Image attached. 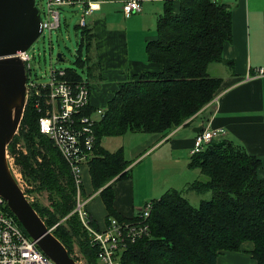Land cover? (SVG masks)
<instances>
[{"label": "trees", "instance_id": "obj_1", "mask_svg": "<svg viewBox=\"0 0 264 264\" xmlns=\"http://www.w3.org/2000/svg\"><path fill=\"white\" fill-rule=\"evenodd\" d=\"M230 16V5L220 0L164 1L155 23L156 38L145 43L146 62L158 64L160 69L119 82L94 126L96 142L87 164L106 220L134 217L126 218L115 210L112 189L115 181L130 177L127 167L131 161L125 158L122 146L110 151L102 139L126 133L165 135L196 117L222 83L220 76L209 73L208 66L215 61L231 65L223 56L226 43L232 39ZM87 25L75 26L80 28L75 64L90 62L88 79L74 68L65 69L67 79L85 80L91 94L89 78L96 76L99 64L90 52L93 32ZM83 45L87 50L84 60L80 56ZM23 109L17 133L6 150L29 184L25 192L47 193L49 206L30 201L31 206L48 228L53 227L51 232L70 255L76 243L87 264H99L96 250L74 212V177L52 141L39 132V114L30 100ZM94 109L90 104L85 112L91 114ZM260 165L261 160L243 145L228 139L212 141L202 151L191 153L187 167L199 170L204 178L193 180L185 188L209 191L210 198L193 206L182 189L169 188L151 199L149 235L129 243L121 264H217L220 253L237 252L245 241L253 244L250 254L255 264H264V178L257 173ZM82 189L80 182L84 197ZM18 226L28 235L19 222Z\"/></svg>", "mask_w": 264, "mask_h": 264}, {"label": "crops", "instance_id": "obj_2", "mask_svg": "<svg viewBox=\"0 0 264 264\" xmlns=\"http://www.w3.org/2000/svg\"><path fill=\"white\" fill-rule=\"evenodd\" d=\"M164 1L139 0L141 10L124 15L123 0H103L100 8L89 15L87 26L93 32L90 52L98 61L102 79L99 85L89 83L91 106L98 107V96L105 97L103 103L106 105L119 82L143 71L160 69V65L146 62L145 43L156 38L155 23L162 13ZM220 1L231 7L232 39L226 43L223 52L231 65L215 61L208 66L209 73L213 71L212 75L220 76L222 83L214 99L196 117L165 135L140 133L144 134L140 143L129 149L131 163L127 168H130V177L115 181L112 188L114 208L126 218L136 216L144 202L155 199L157 194L181 187L170 183L174 167L182 169V177H190L192 173H187L184 168L201 127L224 128L225 134L214 141L228 139L243 145L249 154L261 160L257 173L264 178V0ZM95 90L99 94H95ZM146 159L145 174H149L150 189L143 195L140 205L134 202L131 170L143 166ZM89 175L88 164L82 165L80 182L87 199L85 211L96 228L102 229L107 222L106 211ZM152 186L157 188L152 189ZM252 249L251 241H245L237 252L220 253L216 263L255 264L250 254Z\"/></svg>", "mask_w": 264, "mask_h": 264}, {"label": "built area", "instance_id": "obj_3", "mask_svg": "<svg viewBox=\"0 0 264 264\" xmlns=\"http://www.w3.org/2000/svg\"><path fill=\"white\" fill-rule=\"evenodd\" d=\"M101 1L103 0H45L44 8L39 9L40 35L47 33L51 37V33L60 27V7H79L81 16L78 25L84 27L88 23L89 15L100 8ZM121 9L124 15H130L139 12L141 5L139 0H123ZM28 49L9 56H17L24 64L25 105L28 100L31 101L39 114V132L52 141L74 177L77 186L74 212L78 214L89 242L96 250L98 263L121 264V255L129 243L149 235L152 201H145L133 219L119 220L109 217L102 229L96 230L91 226L85 211L87 199L81 195L79 183L82 165L87 164L93 156L96 142L94 126L101 118L103 110L97 108L96 114L95 109L91 114L85 112L90 105L89 88L85 80L74 82L67 79L66 69L63 67L50 66L47 83L32 79L33 69L29 62L31 55ZM262 71L259 69V73ZM225 132L222 127L203 128L196 133L190 152L202 151L206 145L222 137ZM9 158L13 160L12 157ZM8 167L13 179L30 202L25 192L28 185L18 167L14 162H9ZM8 209L6 200L0 195V264H55L31 237L23 233L17 219Z\"/></svg>", "mask_w": 264, "mask_h": 264}, {"label": "water", "instance_id": "obj_4", "mask_svg": "<svg viewBox=\"0 0 264 264\" xmlns=\"http://www.w3.org/2000/svg\"><path fill=\"white\" fill-rule=\"evenodd\" d=\"M40 20L35 0H0V195L28 236L55 264H80L31 206L13 179L6 158V147L22 118L26 82L23 62L9 56L33 44L41 32ZM56 57L63 59L61 53Z\"/></svg>", "mask_w": 264, "mask_h": 264}, {"label": "rangeland", "instance_id": "obj_5", "mask_svg": "<svg viewBox=\"0 0 264 264\" xmlns=\"http://www.w3.org/2000/svg\"><path fill=\"white\" fill-rule=\"evenodd\" d=\"M36 6L42 10L45 6V0H35ZM76 6V5H75ZM75 6H62L60 7V27L56 30H54L51 33V37L48 36L47 33L44 34V36L40 35L38 39L33 41V44L28 49V53L31 55L30 64L32 66V73L31 78L34 79L36 82L41 83H47L48 77L50 73V66H53L55 68H74L76 72H78L83 79H88V71L90 67V62H85L83 66H78L75 64V60L78 56V41L80 40V28H76L75 26L78 24L81 11L78 9L79 7L75 8ZM80 56L84 60L87 56V50L85 45L82 46V50H80ZM57 53L62 54V60H59L56 55ZM96 62V60H93ZM100 67L98 66L97 69L94 71V77L89 78V82L99 85L102 82L101 77L99 76ZM211 75L213 74V71L211 72ZM214 76V75H212ZM99 94L95 90V94ZM106 96V93H105ZM104 98L102 96H98V102H97V108H100L101 110L104 109ZM97 108H95V114L97 111ZM144 134L140 133H126L123 136H115V137H105L102 139V145L110 151H114L119 147H123L124 150V156L126 159L130 160V157L128 155L129 149H132V147H135V145H138L140 143V137ZM14 162L11 158H9L7 154V163ZM144 165L136 169L135 167L131 170L132 177L134 179V202L137 204V202L141 205V200L144 198L143 195L146 194L147 191L150 189V178L149 174H145V168L147 167L148 160H144ZM151 163V162H150ZM149 163V164H150ZM190 177H182L181 171L182 169H177L174 167V172L172 174V181H170L171 184L174 186H181L177 189H182L185 197L189 200V202L193 206H197L199 201L201 199H207L210 198V192H198L195 189H189L185 188V185H188V183L192 182L196 179H202L204 176L201 174V172L197 169H189L186 164V168H184ZM188 169V170H187ZM194 171V172H193ZM13 172V171H12ZM84 175V174H83ZM82 175V176H83ZM194 176V177H192ZM184 178V179H183ZM192 178V179H190ZM183 180V181H182ZM188 183H184L188 181ZM26 182V181H25ZM85 182H86V176H85ZM27 184V183H26ZM26 188H30L29 184ZM25 188V189H26ZM157 187L152 186V189H155ZM27 194V193H26ZM161 195V193L157 194L155 198H158ZM27 197H29L30 201L39 202V204H43L46 206H49V200L47 197V193L45 191L43 192H35L32 194H27ZM102 200V199H101ZM103 202V201H102ZM51 230L53 227L50 228ZM72 257L77 258V261L80 264H87V261L85 259V256H83V253L81 252L80 248L76 243L72 245Z\"/></svg>", "mask_w": 264, "mask_h": 264}]
</instances>
